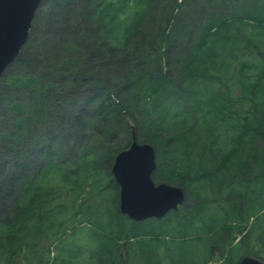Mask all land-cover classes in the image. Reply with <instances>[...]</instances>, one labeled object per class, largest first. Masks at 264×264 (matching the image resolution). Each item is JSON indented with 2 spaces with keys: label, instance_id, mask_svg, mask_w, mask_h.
Masks as SVG:
<instances>
[{
  "label": "trees",
  "instance_id": "obj_1",
  "mask_svg": "<svg viewBox=\"0 0 264 264\" xmlns=\"http://www.w3.org/2000/svg\"><path fill=\"white\" fill-rule=\"evenodd\" d=\"M133 133L155 147L153 180L185 191L161 219L119 209L111 167ZM223 190L264 198V0H42L0 78V264H33L75 223L94 264H161V233L188 237ZM232 208L242 225L209 227L221 264L264 260V224Z\"/></svg>",
  "mask_w": 264,
  "mask_h": 264
},
{
  "label": "water",
  "instance_id": "obj_2",
  "mask_svg": "<svg viewBox=\"0 0 264 264\" xmlns=\"http://www.w3.org/2000/svg\"><path fill=\"white\" fill-rule=\"evenodd\" d=\"M41 2L0 0V78L27 43ZM157 164L155 147L138 142L134 133L130 146L115 156L111 173L119 186V209L133 221L161 219L185 201L181 186L153 180ZM237 264H264V260L244 255Z\"/></svg>",
  "mask_w": 264,
  "mask_h": 264
},
{
  "label": "rangeland",
  "instance_id": "obj_3",
  "mask_svg": "<svg viewBox=\"0 0 264 264\" xmlns=\"http://www.w3.org/2000/svg\"><path fill=\"white\" fill-rule=\"evenodd\" d=\"M254 99L255 101L248 99L249 105L246 106L248 110L249 108L251 110L256 108L257 103L259 102V96L255 95ZM107 196L108 198H113L114 193L107 194ZM216 196L217 200L208 205H205V202L201 201L200 204L202 207L205 206L204 209L206 211L199 210L200 218L194 219L196 218L194 216V222L197 221L196 225H200V227L195 231L188 229V237L183 238L177 235L178 231L173 229L165 230L161 233L163 240L162 245L166 250V259L163 263L161 262V264H194L192 260H195V264H221L224 258H222V256L220 257V251L216 252L214 251V248L211 247L212 245L216 246V237L211 236L212 232L209 233V227L210 225H213L211 218H215L220 222L230 219L231 221L240 223V225L243 224L242 216L236 220L231 212L233 209L232 203L235 200L239 201L244 218L253 214L252 219H255L258 227L264 224V210L260 209L261 204L264 202L263 197L260 199L255 195L252 206L248 205V207H246L247 205H245V207H243L244 202L247 203V198H245V201L243 202L241 194H238V196H231V198L228 199V196H230L228 191L223 190ZM70 224L71 222L66 223V225ZM75 225L76 227L74 229L71 227L72 224L70 225V229L66 231V235H64L61 240H58L57 235H49L48 239H45L44 241L46 244L45 252L41 253L40 256L38 253L33 264H37L41 259V264H94L91 248L94 247L95 243L90 237L89 231L91 225L89 223L84 225L75 223ZM182 239L186 240L184 246L178 244ZM253 240L254 238H252V241ZM242 251L241 248H234L235 261L237 257L242 254ZM171 257H173V259H171Z\"/></svg>",
  "mask_w": 264,
  "mask_h": 264
}]
</instances>
